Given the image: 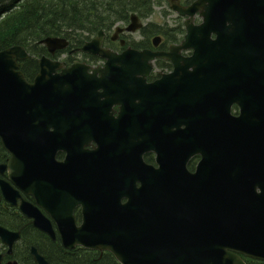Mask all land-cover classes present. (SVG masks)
<instances>
[{
    "label": "water",
    "instance_id": "1",
    "mask_svg": "<svg viewBox=\"0 0 264 264\" xmlns=\"http://www.w3.org/2000/svg\"><path fill=\"white\" fill-rule=\"evenodd\" d=\"M170 8L188 16L199 9L204 23L187 27L186 41L166 56L172 73L137 92L123 82L112 91L104 79L81 80L84 71L71 68L51 79L54 85L47 78L57 64L45 59L28 85L16 65L24 50L0 51V141L12 157L9 178L54 219L68 249L107 250L120 264H243L235 253L264 260V0H199L186 11L170 0ZM136 21L131 16L126 30L136 29ZM40 43L51 53L66 47L58 38ZM100 43L101 33L81 50L107 59L98 72L107 78L118 61ZM187 48L192 55L178 57ZM126 52L122 69L139 66L140 73L146 55ZM90 83L117 96V119L85 121L83 92ZM78 97L81 111L72 105ZM133 99L136 122L128 116ZM56 102L61 115L47 132ZM233 104L237 117L229 113ZM42 114L49 115L43 122ZM90 140L97 149L87 153ZM58 150L68 158L57 164ZM129 150L138 157L154 150L158 169L126 168L119 159ZM196 154L201 160L190 174L185 164ZM46 185L61 188L53 194ZM76 206L82 209L79 227L72 217ZM27 216L53 239L38 210L30 207ZM0 238L10 246L15 237L7 240L0 230ZM30 255L46 264L34 248Z\"/></svg>",
    "mask_w": 264,
    "mask_h": 264
},
{
    "label": "trees",
    "instance_id": "2",
    "mask_svg": "<svg viewBox=\"0 0 264 264\" xmlns=\"http://www.w3.org/2000/svg\"><path fill=\"white\" fill-rule=\"evenodd\" d=\"M150 10L149 0H0V50L12 45L32 49L36 41L47 36L81 43L99 29L107 32L116 23L127 22L130 12L140 16ZM31 236L28 234L29 242L49 264H114L109 254L79 251L72 257L62 256L47 238L41 245Z\"/></svg>",
    "mask_w": 264,
    "mask_h": 264
},
{
    "label": "flooded vegetation",
    "instance_id": "3",
    "mask_svg": "<svg viewBox=\"0 0 264 264\" xmlns=\"http://www.w3.org/2000/svg\"><path fill=\"white\" fill-rule=\"evenodd\" d=\"M66 60H67L66 57H63L61 59V61L64 63H66ZM22 64L24 67L23 74H24L25 78L27 79V81L31 82L38 72V65L36 63V60H35V62L32 61V59L26 60ZM87 64H89V63L87 62ZM66 65H67V63H66ZM100 101H102V99ZM118 110H119L118 106H115V105L112 106L111 111L106 110L107 113L103 115V117H105L103 119L104 120L115 119L117 117ZM54 111H55V113L59 114L58 109H56ZM58 114L52 116V119H56V117L59 116ZM39 121L43 122V119L39 120ZM46 123L48 125L53 124V123H51L50 120L47 121ZM51 130L52 129L49 128V131H51ZM92 149H93V143H91L87 147V150H89V151ZM54 158H55V161L61 162L64 159V153L57 151L55 153ZM130 158L132 159V162H133L134 161L133 155L125 156L124 160H126V159L130 160ZM1 159H2V161L0 162V164H4L5 166H7L8 162L11 160V155L8 153H2ZM142 159H143L145 164L151 165L153 167L156 166L155 165V155L153 153L144 154L142 156ZM0 181L8 182L7 168L3 172H0ZM12 187L14 189H16L13 185H12ZM19 194L24 201L29 202V203L34 205V199H33V197H31V195L24 194L20 190H19ZM0 225L6 229H9L10 231L18 232L19 235L28 234V232H30V234L35 233V229H33L31 222L29 220H27L19 212L18 208L17 207H11L8 203L5 202V200L3 199L1 189H0ZM15 244L13 245L14 250L12 249V252L9 254V253H7V249L5 248V246H3L0 243V255H1L0 264H4L8 261H11L13 258H15V259L18 258L16 247H14Z\"/></svg>",
    "mask_w": 264,
    "mask_h": 264
},
{
    "label": "rangeland",
    "instance_id": "4",
    "mask_svg": "<svg viewBox=\"0 0 264 264\" xmlns=\"http://www.w3.org/2000/svg\"><path fill=\"white\" fill-rule=\"evenodd\" d=\"M163 11L166 12L165 16L162 14ZM144 22H153L158 25H162L164 23L174 25L177 23V20L176 16L171 13L166 6L161 4L154 7L152 15L148 19L144 20ZM135 39H137V37H135Z\"/></svg>",
    "mask_w": 264,
    "mask_h": 264
}]
</instances>
